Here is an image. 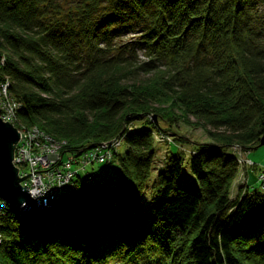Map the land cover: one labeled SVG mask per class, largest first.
Instances as JSON below:
<instances>
[{"label":"trees","instance_id":"obj_1","mask_svg":"<svg viewBox=\"0 0 264 264\" xmlns=\"http://www.w3.org/2000/svg\"><path fill=\"white\" fill-rule=\"evenodd\" d=\"M4 79L20 123L72 153L121 138L129 115L160 116L155 101L217 143L189 157V186L179 153L152 179L151 130L128 133L99 165H118L114 189L86 169L49 208L6 206L0 264H264V191L230 200L226 152L264 133V0H0Z\"/></svg>","mask_w":264,"mask_h":264},{"label":"rangeland","instance_id":"obj_2","mask_svg":"<svg viewBox=\"0 0 264 264\" xmlns=\"http://www.w3.org/2000/svg\"><path fill=\"white\" fill-rule=\"evenodd\" d=\"M129 37L130 36H126L123 41L128 40ZM138 59L146 61L142 54L138 55ZM155 76L160 79L159 75ZM155 76L154 74H143L140 77V81L150 82ZM176 103L177 101L175 103L168 104H157V101L152 103L154 108L160 109V116L158 115L159 111L129 115L127 123H123L121 128V131H123L121 133V138L120 136L115 137L117 144L119 142V145L116 146V141L113 142L114 139L102 143H113L111 144L115 145L113 149L115 151L117 150L116 154L120 155L124 151L123 139L125 135L130 132L140 131L144 128L150 129L152 139L154 141V170L152 172V179L155 178V175H157L159 170L163 169L167 165V162L172 154L179 153L182 155L183 160L182 180H185L184 183L191 186L195 184H193V180H190L191 174L188 169L189 157L195 153L194 150L198 145H214L217 141L208 136V129L203 127L202 124L197 126L195 125L196 120L193 116L181 115L179 110L176 108ZM211 131L214 130L211 129ZM100 146V144L89 146V148L87 147L88 149L86 148L81 150L79 153H70L72 155L75 154L76 156H80L83 152L98 150L100 149ZM64 150L68 151L67 145L61 150V152ZM226 152L234 155L238 163L237 175L229 188L230 200H235L239 194L243 195L245 191L251 192L253 189H258L259 186V189L264 191L262 186L264 185V146L246 151L239 145L235 144L229 147ZM66 158L67 156L65 154L64 159ZM249 161L252 165H249ZM114 166L115 172L105 170V172L102 173L99 165H91L88 167V170L93 172L95 174L96 181L103 183L102 187L108 190L114 189L118 182L121 181L119 167L116 163H114ZM253 166L255 168H252ZM257 181L261 185H259ZM28 214L29 213L26 215Z\"/></svg>","mask_w":264,"mask_h":264},{"label":"built area","instance_id":"obj_3","mask_svg":"<svg viewBox=\"0 0 264 264\" xmlns=\"http://www.w3.org/2000/svg\"><path fill=\"white\" fill-rule=\"evenodd\" d=\"M20 108L21 104L9 93L8 80H1L0 119L11 124L19 133L20 138L15 146L12 163L18 169L19 177L27 176L21 186H26L28 193L36 201L35 211L49 208L54 201L65 195L66 191L73 188L76 175L86 171L89 166H109L110 160L117 152L113 149L115 145L107 142L101 143L100 149L83 152L80 156L72 155L66 150L61 152L66 146V141L57 140L36 126L20 123ZM115 141L116 139L113 142ZM118 145L119 142L117 144L116 141V146ZM248 163L252 165L250 161ZM88 181H92V178L89 177ZM262 186L264 188V185ZM6 206L7 204L0 200V214H3Z\"/></svg>","mask_w":264,"mask_h":264},{"label":"water","instance_id":"obj_4","mask_svg":"<svg viewBox=\"0 0 264 264\" xmlns=\"http://www.w3.org/2000/svg\"><path fill=\"white\" fill-rule=\"evenodd\" d=\"M19 138L18 131L0 119V200L25 215L34 212L36 201L28 193L27 187L21 186L27 176L19 177L18 169L12 163ZM261 146H264V133L259 139Z\"/></svg>","mask_w":264,"mask_h":264}]
</instances>
